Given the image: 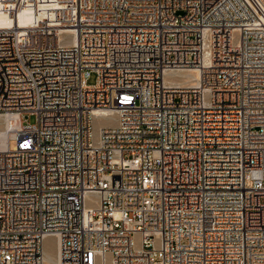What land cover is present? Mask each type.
<instances>
[{
  "label": "built area",
  "instance_id": "built-area-1",
  "mask_svg": "<svg viewBox=\"0 0 264 264\" xmlns=\"http://www.w3.org/2000/svg\"><path fill=\"white\" fill-rule=\"evenodd\" d=\"M0 14V264H264V0Z\"/></svg>",
  "mask_w": 264,
  "mask_h": 264
},
{
  "label": "bare ground",
  "instance_id": "bare-ground-1",
  "mask_svg": "<svg viewBox=\"0 0 264 264\" xmlns=\"http://www.w3.org/2000/svg\"><path fill=\"white\" fill-rule=\"evenodd\" d=\"M28 19L29 17L25 13H22L19 16V20L22 24L28 22ZM1 25H4V24L0 23V26ZM178 72H181L184 75H186V78H185L186 81H184V83H189V84L199 83V71L198 70L189 69V70L178 71ZM167 74L169 75H166L165 77L166 79H169L168 77H170V75L173 74V71H170ZM102 113L100 112V113H97V115H95L96 121L98 120L100 121V119L103 117ZM112 113L115 115V111H113ZM2 118L5 121V126L3 128H0V149L3 148L7 144L8 138L12 134L13 130L17 127L19 123V119H20L19 115L17 114H7L3 116ZM44 263L45 264H59L56 241H55V252L54 251L52 252V250H50L47 247V245L44 244Z\"/></svg>",
  "mask_w": 264,
  "mask_h": 264
},
{
  "label": "rangeland",
  "instance_id": "rangeland-1",
  "mask_svg": "<svg viewBox=\"0 0 264 264\" xmlns=\"http://www.w3.org/2000/svg\"><path fill=\"white\" fill-rule=\"evenodd\" d=\"M0 23L6 25V24L9 23V21H8V19H7L4 15L0 14ZM97 79H98V77H97V73L93 71V72H91V74H90V77H89V79H88V82H89L90 84H94V83L97 82ZM2 117H3V116L0 115V128H3V127L5 126V121H4V119H3ZM28 120H29L30 122H32V123L36 122V117H35V115H30L29 118H28ZM15 143H16L15 140H11V141H10V147L13 148L14 145H15ZM1 149H2V148H1ZM46 240H47V241H46ZM46 240H45L44 243L47 245V247H48L50 250H52V252H53V251L55 252V237H53V236H49L48 239H46ZM46 242H47V243H46ZM51 246H52V247H51Z\"/></svg>",
  "mask_w": 264,
  "mask_h": 264
},
{
  "label": "crops",
  "instance_id": "crops-1",
  "mask_svg": "<svg viewBox=\"0 0 264 264\" xmlns=\"http://www.w3.org/2000/svg\"><path fill=\"white\" fill-rule=\"evenodd\" d=\"M48 238V237H47Z\"/></svg>",
  "mask_w": 264,
  "mask_h": 264
}]
</instances>
